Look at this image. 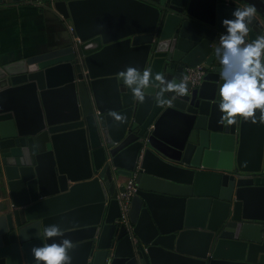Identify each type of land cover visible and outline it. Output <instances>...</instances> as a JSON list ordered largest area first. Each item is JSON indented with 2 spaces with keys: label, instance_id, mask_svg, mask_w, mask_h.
<instances>
[{
  "label": "water",
  "instance_id": "95a60500",
  "mask_svg": "<svg viewBox=\"0 0 264 264\" xmlns=\"http://www.w3.org/2000/svg\"><path fill=\"white\" fill-rule=\"evenodd\" d=\"M27 0H0V5ZM78 42L0 63V264H34L57 224L72 264H264V123L221 121L214 48L245 0H34ZM250 34H264V0ZM201 83L143 103L119 73ZM124 115L120 123L111 117ZM137 187L129 220L123 180Z\"/></svg>",
  "mask_w": 264,
  "mask_h": 264
},
{
  "label": "clouds",
  "instance_id": "9594fccd",
  "mask_svg": "<svg viewBox=\"0 0 264 264\" xmlns=\"http://www.w3.org/2000/svg\"><path fill=\"white\" fill-rule=\"evenodd\" d=\"M228 2V0H225ZM257 17L254 4L235 7L231 18L222 20L224 31L219 35L214 56L219 61V80L222 85L216 101L221 121L228 125L239 121L264 123V34L252 37V25ZM123 85L133 99L143 103L150 89L158 88V104H172L189 95V85L184 80L168 79L163 74H153L150 69L128 67L119 73ZM111 117L125 122L123 114L113 111ZM74 242L63 235L57 224L43 230L40 246L33 247L34 264H72L69 252Z\"/></svg>",
  "mask_w": 264,
  "mask_h": 264
},
{
  "label": "crops",
  "instance_id": "0c3cea01",
  "mask_svg": "<svg viewBox=\"0 0 264 264\" xmlns=\"http://www.w3.org/2000/svg\"><path fill=\"white\" fill-rule=\"evenodd\" d=\"M39 3L43 6L0 5V63L62 48L72 41L66 23L49 12L44 2Z\"/></svg>",
  "mask_w": 264,
  "mask_h": 264
},
{
  "label": "built area",
  "instance_id": "2783aa9c",
  "mask_svg": "<svg viewBox=\"0 0 264 264\" xmlns=\"http://www.w3.org/2000/svg\"><path fill=\"white\" fill-rule=\"evenodd\" d=\"M27 3L31 5L43 6V4L36 2L34 0H27ZM67 29L69 33L72 35V41L78 42V39L74 35V29L70 23L67 25ZM205 75L204 66H198L196 68H188L185 70L183 79L186 78V82H189L191 86H197L201 83L203 77ZM124 191L118 194L117 200L120 208V219L117 220L116 223L125 225L128 232L131 235V241L134 245L138 244V239L133 235V226L130 224L129 220V209L131 204L132 197L136 194L137 187L135 185V181L133 178L127 179L122 185Z\"/></svg>",
  "mask_w": 264,
  "mask_h": 264
}]
</instances>
